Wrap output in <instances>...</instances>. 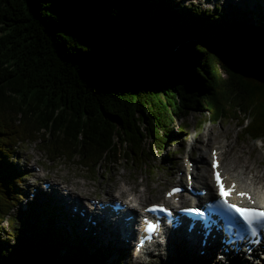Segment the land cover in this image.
I'll return each instance as SVG.
<instances>
[{
  "label": "trees",
  "instance_id": "trees-1",
  "mask_svg": "<svg viewBox=\"0 0 264 264\" xmlns=\"http://www.w3.org/2000/svg\"><path fill=\"white\" fill-rule=\"evenodd\" d=\"M159 2L0 0V223L24 193L9 161L24 142L93 172L162 153L168 122L186 131L204 109L264 139V26ZM58 233L50 218L27 244L15 233L18 260L0 241V264H104Z\"/></svg>",
  "mask_w": 264,
  "mask_h": 264
},
{
  "label": "rangeland",
  "instance_id": "rangeland-1",
  "mask_svg": "<svg viewBox=\"0 0 264 264\" xmlns=\"http://www.w3.org/2000/svg\"><path fill=\"white\" fill-rule=\"evenodd\" d=\"M172 2L180 7L189 8L193 15L195 12L198 13L203 11L207 12L209 15H219L221 13L226 19L231 18L237 20L240 18L248 25H258L255 19L256 15L252 18L248 17L243 12L249 9L246 7L239 8V5L236 6V8H230L231 6L217 4L214 9V5L209 2L206 3L205 0H160L159 3L161 6L165 7L168 3ZM231 12L234 14L229 15ZM231 62L235 67H240V60L237 56L232 57ZM221 103L224 104V102ZM243 121L244 126L246 121ZM180 122L181 119L180 117L178 119V116L171 123L168 122L169 131L172 134L170 135L168 133V135H166L168 138L164 145V151L161 153L156 146H152L154 156H150L149 160L146 159L143 162L134 161L131 163V161L121 157L116 162L98 165L96 169L92 167L94 170L93 173L89 171L91 168L86 169L83 166L81 167L73 160L65 158L51 160L47 152L42 150L38 145V141L24 142L15 146L12 154V161H9L13 167L19 169V173L22 177L21 186L23 187L22 190L20 189L21 192L26 191L28 188L27 182L33 180L26 175L33 172V163H36L38 167L44 169V179H37V183L35 184L38 189L41 188L42 182L56 179L59 182H67L69 186L79 190L83 195L89 194L92 198H102L104 196L114 197L119 195L118 193L123 191L121 188L124 186L127 189L132 188L133 190H131V192H136L135 195L139 193L142 194L143 202L141 206H143L149 201L159 202L164 199V191L176 180V177L180 176L184 163L178 154L181 149H183V151L186 149H193L196 151L203 149L206 164L198 163V165L200 169L206 166V176H210L207 163L208 144L205 142V140L209 139L213 142H220L223 151V165L228 163H232L233 165L234 161V164H237L238 168L239 166H243V168L246 167V173L253 169L251 174L249 173L250 176L256 172L261 176V179H257L254 185L264 187V139L251 140L250 138L242 136V126L238 118L225 117L213 120L208 116L207 110L204 109L202 112L188 113L185 121L188 126L186 131H180L177 128ZM192 137H194V140H191ZM188 141H192L191 144H189ZM221 141H223V143ZM225 142L229 144L226 147H224ZM201 157L200 155H196L195 159L199 160ZM205 158L202 160H205ZM41 175L42 174L39 173V176ZM127 194L129 198L133 197V194L129 195L130 192H127ZM36 205L37 203L34 202V204L29 207V211L32 210L30 214H28L23 213V208L20 203L16 201L11 211V220H4L0 223L1 248L3 249V255L6 259L18 260L20 256L21 251L15 242V233L23 235L25 239L24 242L27 244L26 239L30 238L32 231L35 230V228L45 226L43 217L46 216L48 212H44L41 218L36 217L35 215H38L36 210L38 207H36ZM50 212L53 213V211ZM54 213L57 215L59 211L54 210ZM56 224H59L58 220ZM57 226L62 228L63 231H66L63 226ZM66 233L69 234V232ZM58 234L62 236V238H65L61 229ZM66 239L70 241L69 236H67ZM76 242L79 243L81 250H85L89 255L95 252L96 247L100 248L101 252H99V254H102V246L91 247L89 243H83L80 240H76ZM130 251L131 250H127L128 253ZM64 252V250H61L59 254H64ZM96 253L98 252L96 251ZM172 257H174V262L172 261L173 259H167L166 255L154 257L150 264H163V262H167V264H197L198 262L197 260L195 262L193 260L189 261L188 257L182 259L179 252L172 254ZM129 261L130 253L126 255L123 251L121 259L111 264H129ZM108 262L109 261H105L104 264ZM259 264H264V260H260Z\"/></svg>",
  "mask_w": 264,
  "mask_h": 264
},
{
  "label": "bare ground",
  "instance_id": "bare-ground-1",
  "mask_svg": "<svg viewBox=\"0 0 264 264\" xmlns=\"http://www.w3.org/2000/svg\"><path fill=\"white\" fill-rule=\"evenodd\" d=\"M236 3H241L239 8H241V7L245 8L246 7V8L249 9V6L253 5V6L256 7V10L259 11L260 8H261L260 3H264V0H261V1L260 0H237ZM221 4L224 5V6H231L230 5V0H226L225 2H222ZM251 9L255 10L252 7H251ZM252 10H251V12H252ZM253 15L254 14L250 13L251 17H253ZM221 142L223 143V141H221ZM224 144H225L224 147L229 145L226 142ZM216 145H217L218 149L221 151V153L223 155L222 146L220 145V142L217 141ZM199 152H200L199 154L204 158L203 149H200ZM202 163H206V160H205V162L203 160ZM221 166H222V168L224 170V174L226 175V179H227L228 183H230L232 181H235L237 183L238 191H243V190L250 191L251 194H252V197L254 199H256L257 205L260 206V207H264V187H262V186L259 187L258 185H254L255 181L257 179H261V176L258 174V172H256V173L254 172L255 174H252L250 176L251 171L253 169H251L250 172L246 173L245 170L247 168L246 167L243 168V166H239V168H238V165L234 164V161H233V165H232V163H228V164L221 165ZM194 176L196 177L198 182L201 181L203 183H208V181L210 180V177L208 178L206 176V166L204 168L200 169V170L199 169L198 170L195 169ZM67 189H68V193L66 195H65V193L62 194V192L60 194V192L58 190H55L56 194L60 196V198L59 197H55L54 198L55 203H59L60 205H63V208H64L63 212L66 215H69L70 218L75 220L79 225H86L88 230H93L94 226L90 222H85L83 217H81L76 212H73L71 210L72 200L77 199L76 205H77L78 208H80L82 206V203L78 199H79V197H83L85 195H83L82 192H80L77 189L72 188L69 185L67 186ZM121 189L123 190V191H121L122 194H124L126 192H130V194H132V192H131V190H133L132 188L127 189L124 186H122ZM142 197L143 196H142L141 193H139V194L134 196L133 200L130 201L132 209H134V207L136 205L138 207L144 208V206L147 203L148 204L155 203L154 201H149L145 205L141 206V204L143 202V198ZM51 199H53V198H51ZM125 202H127V201L125 200ZM181 203L183 204L182 205L183 207L186 205L183 201ZM39 204H41V205H39V207L42 209V211H44L45 208H46L45 202L43 201L42 203H39ZM53 217H54V214L49 215L50 219L53 218ZM61 219H62V216H61ZM72 229H75V227L72 228ZM96 237H97L96 240H99V241H101V243L105 244V250H104L103 253L108 255V256H111L112 258H118L122 254V252L123 251L125 252L126 249H127L126 244L119 240L118 235L116 236V235L112 234L111 232H106L104 230V228H101L99 231H97ZM130 237L132 238V234H130ZM196 243H199V242H196ZM202 249H203V247H201L200 245L194 244L191 248H189L187 250H184V249L182 250V248H180V249L178 248L177 251H179L181 253V258L182 259L184 257H188L189 261L193 260L195 262L197 260L198 261L197 264H214L216 261H215L214 258H212V256H210V254H211L210 252L206 251L204 254H200V250H202ZM174 253L175 252H172V249H169V252L166 254L168 259H170V260L173 259L172 260L173 262H174V257H172L171 254H174ZM238 261L240 262V264H244L241 259H238ZM259 262L260 261H255V263H253V264H259ZM163 264H167V262H165V263L163 262ZM193 264H195V263H193Z\"/></svg>",
  "mask_w": 264,
  "mask_h": 264
},
{
  "label": "snow or ice",
  "instance_id": "snow-or-ice-1",
  "mask_svg": "<svg viewBox=\"0 0 264 264\" xmlns=\"http://www.w3.org/2000/svg\"><path fill=\"white\" fill-rule=\"evenodd\" d=\"M215 156V153H213V157ZM212 167L213 169L216 168V161L213 159L212 161ZM214 179L216 181V186L220 197V200L223 202V204L227 207V209L233 211L236 213L240 220L243 221V224L247 226V230L252 232V235L256 234L255 228L253 227V222H256L257 224H261V226H264V210L257 209V208H245L240 207L236 204H229L228 200L226 199V196L230 194L232 191V188L229 187L225 189L224 185L221 182V178L218 173H214ZM191 179V178H189ZM181 189L179 187H173L169 192L165 193L166 196H172L175 193L180 192ZM237 195H247L246 193H237ZM205 207H210L209 205H205ZM167 211L166 208H164L162 205H151L150 208L146 209V211L154 212V211ZM182 212H189V213H196L202 215L201 209L198 207L193 208H182L179 209ZM235 223V221H233ZM156 228V225L153 224L151 221L147 222V231L151 232Z\"/></svg>",
  "mask_w": 264,
  "mask_h": 264
}]
</instances>
